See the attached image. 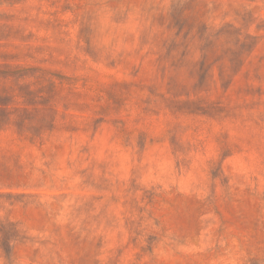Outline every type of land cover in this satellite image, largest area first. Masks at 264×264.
I'll return each instance as SVG.
<instances>
[{
    "label": "rangeland",
    "instance_id": "obj_1",
    "mask_svg": "<svg viewBox=\"0 0 264 264\" xmlns=\"http://www.w3.org/2000/svg\"><path fill=\"white\" fill-rule=\"evenodd\" d=\"M0 264H264V0H0Z\"/></svg>",
    "mask_w": 264,
    "mask_h": 264
}]
</instances>
